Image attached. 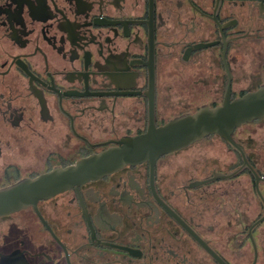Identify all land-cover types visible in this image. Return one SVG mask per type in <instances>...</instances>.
Instances as JSON below:
<instances>
[{"label": "flooded vegetation", "instance_id": "af4514ba", "mask_svg": "<svg viewBox=\"0 0 264 264\" xmlns=\"http://www.w3.org/2000/svg\"><path fill=\"white\" fill-rule=\"evenodd\" d=\"M264 84V0H0V189ZM0 264H264V117L0 215Z\"/></svg>", "mask_w": 264, "mask_h": 264}, {"label": "water", "instance_id": "95a60500", "mask_svg": "<svg viewBox=\"0 0 264 264\" xmlns=\"http://www.w3.org/2000/svg\"><path fill=\"white\" fill-rule=\"evenodd\" d=\"M264 117V84L243 96L226 99L216 107L204 106L177 116L143 134L125 137L119 146L34 180H23L0 189V215L48 198L70 184L99 177L128 163L153 160L211 133L228 134L244 122Z\"/></svg>", "mask_w": 264, "mask_h": 264}]
</instances>
